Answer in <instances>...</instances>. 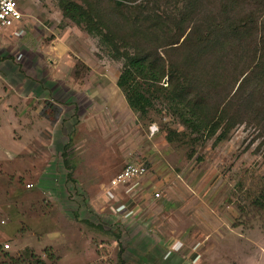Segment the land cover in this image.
Segmentation results:
<instances>
[{
  "label": "rangeland",
  "instance_id": "1",
  "mask_svg": "<svg viewBox=\"0 0 264 264\" xmlns=\"http://www.w3.org/2000/svg\"><path fill=\"white\" fill-rule=\"evenodd\" d=\"M76 1H102L109 23L128 15ZM58 2L21 0L23 27L0 35V251L22 264H264L259 126L237 121L216 142L161 97L141 118L117 83L123 60ZM130 162L150 173L111 184Z\"/></svg>",
  "mask_w": 264,
  "mask_h": 264
},
{
  "label": "trees",
  "instance_id": "2",
  "mask_svg": "<svg viewBox=\"0 0 264 264\" xmlns=\"http://www.w3.org/2000/svg\"><path fill=\"white\" fill-rule=\"evenodd\" d=\"M125 1L136 0L114 1V8L124 11L118 15L128 14L123 24L118 17L108 22L102 1L58 3L66 18L123 60L117 83L141 118H148L161 97L185 126L217 135L216 142L237 121L254 122L264 135V0H167L162 14L150 10L159 0L132 6ZM117 27L131 34L126 37ZM178 135L169 131L167 140ZM0 252L4 264H22L25 257Z\"/></svg>",
  "mask_w": 264,
  "mask_h": 264
},
{
  "label": "built area",
  "instance_id": "3",
  "mask_svg": "<svg viewBox=\"0 0 264 264\" xmlns=\"http://www.w3.org/2000/svg\"><path fill=\"white\" fill-rule=\"evenodd\" d=\"M25 12L22 8L21 0H0V34H2L7 28L12 26L15 27L16 32H18L22 26L23 17ZM150 173L147 165L144 163L130 162L123 170L112 178L111 184L118 185L126 181L135 180L138 182L140 179L144 178ZM155 197H160L161 193L156 191L154 193ZM2 224L5 223L4 220L1 221ZM178 243L175 245L177 246ZM6 247L9 246L8 243L5 244ZM175 248V247H174Z\"/></svg>",
  "mask_w": 264,
  "mask_h": 264
},
{
  "label": "crops",
  "instance_id": "4",
  "mask_svg": "<svg viewBox=\"0 0 264 264\" xmlns=\"http://www.w3.org/2000/svg\"><path fill=\"white\" fill-rule=\"evenodd\" d=\"M24 21L25 20H23V22H22V24H24ZM23 26V25H22ZM1 35V34H0ZM6 107L8 108V104H6ZM4 108L2 107V110H3Z\"/></svg>",
  "mask_w": 264,
  "mask_h": 264
}]
</instances>
